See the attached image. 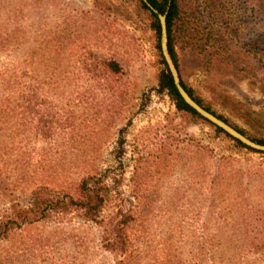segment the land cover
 <instances>
[{
    "label": "rangeland",
    "instance_id": "obj_1",
    "mask_svg": "<svg viewBox=\"0 0 264 264\" xmlns=\"http://www.w3.org/2000/svg\"><path fill=\"white\" fill-rule=\"evenodd\" d=\"M178 2L173 44L184 83L245 137L263 139L264 0ZM137 4L0 0V205L106 171L125 201L134 194L146 209L140 245L158 259L151 264H264V153L236 146L159 91L161 51ZM0 264L115 257L71 211L13 231L0 242Z\"/></svg>",
    "mask_w": 264,
    "mask_h": 264
},
{
    "label": "trees",
    "instance_id": "obj_2",
    "mask_svg": "<svg viewBox=\"0 0 264 264\" xmlns=\"http://www.w3.org/2000/svg\"><path fill=\"white\" fill-rule=\"evenodd\" d=\"M137 7L139 11L146 13L151 20V28L158 40L157 48L160 51V25L157 16L143 3L141 0ZM151 7L158 13L166 14V26L168 37V51L172 58L173 64L178 72L180 84L188 95L207 112L215 115L218 119L224 121L228 125V121L222 116L216 115L210 107L204 106L202 102L193 96V92L186 86L182 79L180 67L178 64V57L174 50V35L178 33V23L182 22V9L178 0H146ZM255 0H251L254 4ZM160 55V64L163 66L158 76V86L160 92H165L174 103L177 111L189 115L193 120L208 123L201 118L194 110L187 106L179 96L175 89L171 75ZM211 61V60H210ZM110 71L117 73L119 67L116 62L108 61L105 63ZM247 76V69H245V77ZM5 89L11 87V82L6 81ZM6 91V90H4ZM12 98L6 97L2 100L5 106ZM17 103V101H15ZM17 107V106H16ZM16 107L11 110L16 112ZM0 114V119L2 115ZM249 116H254L255 113L248 111ZM252 118V117H251ZM264 119L259 120V124H263ZM212 126L216 132L226 135L222 130ZM231 126V125H230ZM232 127V126H231ZM239 133L245 134L235 128ZM230 141L234 142L240 148L252 151L243 146L239 142L228 137ZM251 141L264 145L263 139H252ZM119 152L115 157L119 159L122 155V139L118 143ZM255 152V151H252ZM108 174L106 171H91L82 176L81 179L75 183L71 189L64 192H56L50 187L42 185L30 191L28 201L21 203L17 199L7 202V207L0 205V242L7 240L10 234L23 227L24 225H31L36 222L45 221L51 215H65L71 211L76 212L77 217L84 223H91L95 225L100 233V242L105 251L113 254L115 257V264H151L150 262H157L156 256L149 250L142 249V241L147 244L148 220L145 215L146 209L139 201L136 195H129L128 200L121 197V191L115 183H108ZM12 192V191H10ZM0 198L5 200L4 194L0 192ZM1 204V202H0ZM112 207V212L104 214V211ZM146 246V245H144ZM202 247L197 251L198 261L202 262L203 256ZM150 261V262H149ZM161 262V261H160ZM159 262V263H160Z\"/></svg>",
    "mask_w": 264,
    "mask_h": 264
},
{
    "label": "water",
    "instance_id": "obj_3",
    "mask_svg": "<svg viewBox=\"0 0 264 264\" xmlns=\"http://www.w3.org/2000/svg\"><path fill=\"white\" fill-rule=\"evenodd\" d=\"M145 5L157 16L160 25V51L161 55L164 59V62L168 68V71L171 75L173 85L177 90L179 96L184 101V103L189 106L192 110H194L201 118L205 119L208 123L212 124L214 127L222 130L228 137L232 138L233 140L239 142L243 146L247 147L248 149L258 152L264 153V145L257 144L237 130L232 128L230 125L225 123L224 121L218 119L215 115L207 112L204 108L198 105L183 89L180 84V78L178 72L173 64L172 58L168 51V37H167V26H166V14L162 15L154 10L151 5L146 0H141Z\"/></svg>",
    "mask_w": 264,
    "mask_h": 264
}]
</instances>
